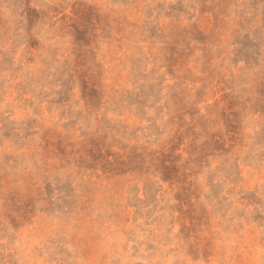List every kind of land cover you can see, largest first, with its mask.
Here are the masks:
<instances>
[{"label":"rangeland","instance_id":"rangeland-1","mask_svg":"<svg viewBox=\"0 0 264 264\" xmlns=\"http://www.w3.org/2000/svg\"><path fill=\"white\" fill-rule=\"evenodd\" d=\"M0 264H264V0H0Z\"/></svg>","mask_w":264,"mask_h":264}]
</instances>
